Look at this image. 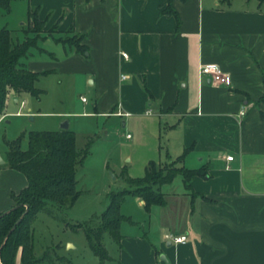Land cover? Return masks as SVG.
Returning a JSON list of instances; mask_svg holds the SVG:
<instances>
[{"label":"crops","instance_id":"0c3cea01","mask_svg":"<svg viewBox=\"0 0 264 264\" xmlns=\"http://www.w3.org/2000/svg\"><path fill=\"white\" fill-rule=\"evenodd\" d=\"M29 6L44 21L46 40L61 46L50 52L49 63H24L42 73L36 85L58 71L75 72L95 89L91 109L80 117L121 120L101 163L104 171L116 169L118 187L133 188L122 172L140 178L149 162L164 164L188 148L183 166L206 171L191 179L189 190L181 175L161 185L164 206L145 208L142 198L126 196L120 240L107 233L103 264H264V5L172 0L177 26L175 16L163 12L166 0H12L0 13V27L15 10L23 31ZM66 35L81 36L87 51L55 40ZM207 64H218L230 84L200 74ZM25 94L8 93L0 121L9 100ZM2 160L0 213L14 204L11 193L27 185L23 173L7 166L6 155ZM106 187L111 192L113 185ZM168 233L186 239L176 243ZM60 244L54 255L76 264L58 254ZM93 256L92 264H101Z\"/></svg>","mask_w":264,"mask_h":264},{"label":"trees","instance_id":"16d2710c","mask_svg":"<svg viewBox=\"0 0 264 264\" xmlns=\"http://www.w3.org/2000/svg\"><path fill=\"white\" fill-rule=\"evenodd\" d=\"M12 0H0V9L5 12L10 10ZM172 0H166L163 10L165 14L174 15L177 26L180 20L176 11L171 7ZM231 0H221L223 5H228ZM264 5V0H258ZM29 32H35V26L43 27L44 21L38 18L35 7L27 9ZM76 43L63 38L55 39L57 42L72 45L77 52L85 53L87 48L80 44L81 36H74ZM43 37H26L22 42L12 41L10 30L0 29V117L3 116L6 99L10 91L16 93L26 92L39 100L43 90L36 86L38 77L42 73L27 69L20 61L28 50L36 47L39 39ZM149 93L148 89L146 88ZM264 102V94L260 98ZM24 133L14 140L6 141L7 166L24 174L27 185L19 192L11 193V198L16 206L13 210L0 216V264H16L19 254V264H48V253L41 256L35 255L32 222L40 211L46 212L55 219L58 215L48 204L52 202L56 207L72 206L81 191L77 189V168L88 154L87 148L78 150L73 130H43L29 131L27 133V147L22 148L21 142ZM184 152L164 164L149 162L144 175L140 178H130L122 172L123 180L133 188H123L109 193V203L100 216L98 226L91 227L88 223L68 225L72 231H81L92 253L97 256L100 263L109 259L103 244V235L108 233L115 240H120V224L126 220L121 213V205L126 196H136L144 200L145 208L152 205L164 206V194L159 191L163 184L172 182L178 176L186 189H190V181L196 176H205L204 169H188L183 166ZM192 197H197L192 193ZM1 214V213H0ZM20 219V220H19ZM19 220V222H17ZM14 228L12 229V227Z\"/></svg>","mask_w":264,"mask_h":264},{"label":"rangeland","instance_id":"374dc122","mask_svg":"<svg viewBox=\"0 0 264 264\" xmlns=\"http://www.w3.org/2000/svg\"><path fill=\"white\" fill-rule=\"evenodd\" d=\"M0 13L6 14L5 11ZM22 21L18 19V12L14 10L7 27L4 22L0 29H13L14 31L9 30L14 43L22 42L27 36L44 37L45 34L41 26L34 27L36 33L26 34L28 24L23 31H18L17 28ZM49 32L52 33V31ZM62 38L70 39L72 43H76L74 36L66 35ZM55 46L61 47L46 40V37L39 39L37 46L30 48L20 61L23 63L33 61L49 63L53 61L49 54ZM65 46L67 47V44ZM61 52V50L58 51L59 58L62 56ZM36 86L44 90L39 100L30 94H25L18 96V102L10 99L7 104L8 115L5 120L0 121V159H3L7 150L6 141L14 140L24 133L21 145L22 148H26L29 131L59 130L64 121L68 123L69 128L75 133L77 149L87 148L90 152L77 168V189L81 191V194L72 206L58 208L54 203L49 202L48 206L54 210L60 220L43 211L37 213L31 225L33 245L36 256H41L44 250L47 251L48 264H65L63 257L54 255V244L56 243H61V251H58V254L64 255L73 263L92 264L91 259L94 256L84 234L81 231H72L66 223L73 225L86 222L91 227L97 226L100 223L102 212L109 203L110 191L105 190L106 186L113 185L112 189H109L111 191L122 189V187H118L120 186L118 180H115L116 169L113 168L112 171L111 169L106 171L101 169L102 157L106 155L112 145V140L117 132L115 131L116 127L122 130L120 128L121 120L112 118L105 121V118L80 117L78 113L91 109L95 89L80 79L75 72L66 74L58 71L57 74L41 78ZM22 100L26 102L25 107L20 105ZM103 175L107 181L103 179ZM66 241L75 243L77 249L67 247ZM104 242H108L107 233L104 235ZM16 264H19V254Z\"/></svg>","mask_w":264,"mask_h":264},{"label":"built area","instance_id":"2783aa9c","mask_svg":"<svg viewBox=\"0 0 264 264\" xmlns=\"http://www.w3.org/2000/svg\"><path fill=\"white\" fill-rule=\"evenodd\" d=\"M121 56L123 58H127V54L126 53H121ZM199 72L202 75H207L210 80L214 83L217 84H222V85H229L230 84V77L225 74L222 69L220 68V66L218 64H207V65H201L199 67ZM122 79L124 78V76L121 77ZM82 100H85V98H82ZM24 102H21V105H23ZM149 112V111H147ZM240 114H244L243 111H240ZM130 135L128 134L127 137H129ZM232 156H228L227 160H231ZM165 237L167 239H172L174 242L179 243V242H184L186 237L184 235H180V236H173L172 234L168 233L165 235Z\"/></svg>","mask_w":264,"mask_h":264},{"label":"water","instance_id":"95a60500","mask_svg":"<svg viewBox=\"0 0 264 264\" xmlns=\"http://www.w3.org/2000/svg\"><path fill=\"white\" fill-rule=\"evenodd\" d=\"M60 127H61V129H67V128H68V123H67L66 121H64V122L60 125ZM0 163H3V160L0 159ZM15 207H16V206L10 207L9 209H7V210H5L4 212H2V213L0 214V216L3 215V214H5V213H7V212H9V211H11V210H13ZM19 220H20V219H19ZM19 220H18L17 222H19ZM13 228H14V226L12 227V229H13Z\"/></svg>","mask_w":264,"mask_h":264}]
</instances>
